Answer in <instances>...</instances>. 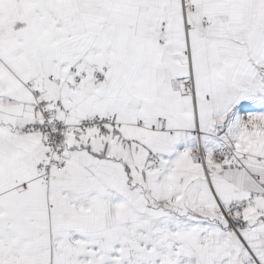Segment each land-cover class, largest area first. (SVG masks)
I'll return each mask as SVG.
<instances>
[{"label":"snow or ice","instance_id":"1","mask_svg":"<svg viewBox=\"0 0 264 264\" xmlns=\"http://www.w3.org/2000/svg\"><path fill=\"white\" fill-rule=\"evenodd\" d=\"M0 264H264V0H0Z\"/></svg>","mask_w":264,"mask_h":264}]
</instances>
